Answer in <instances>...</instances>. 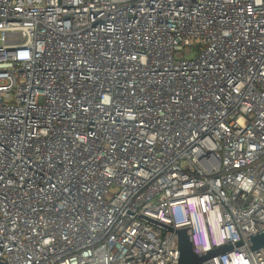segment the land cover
Wrapping results in <instances>:
<instances>
[{"label":"built area","instance_id":"1","mask_svg":"<svg viewBox=\"0 0 264 264\" xmlns=\"http://www.w3.org/2000/svg\"><path fill=\"white\" fill-rule=\"evenodd\" d=\"M184 228L264 264V0H0V264H177Z\"/></svg>","mask_w":264,"mask_h":264},{"label":"water","instance_id":"2","mask_svg":"<svg viewBox=\"0 0 264 264\" xmlns=\"http://www.w3.org/2000/svg\"><path fill=\"white\" fill-rule=\"evenodd\" d=\"M168 229L172 230L171 228ZM176 234L178 235L179 247V260L177 264H203L205 261L217 255H224L232 250V247H224L199 255L194 252L190 230L188 228L178 230ZM250 242L253 251L264 248V232L251 237ZM240 245L241 244H238V246Z\"/></svg>","mask_w":264,"mask_h":264},{"label":"rangeland","instance_id":"3","mask_svg":"<svg viewBox=\"0 0 264 264\" xmlns=\"http://www.w3.org/2000/svg\"><path fill=\"white\" fill-rule=\"evenodd\" d=\"M187 58L189 59V58H192L191 56H187Z\"/></svg>","mask_w":264,"mask_h":264}]
</instances>
